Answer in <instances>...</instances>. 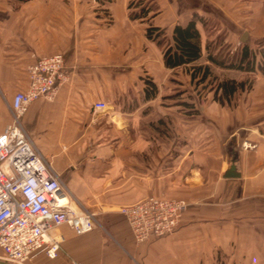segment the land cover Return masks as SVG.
I'll list each match as a JSON object with an SVG mask.
<instances>
[{"label": "crops", "instance_id": "crops-1", "mask_svg": "<svg viewBox=\"0 0 264 264\" xmlns=\"http://www.w3.org/2000/svg\"><path fill=\"white\" fill-rule=\"evenodd\" d=\"M194 16L235 35L258 62L264 0H0V132L27 67L61 54L65 83L51 101L31 103L21 123L100 225L84 235L59 227L57 257L25 264H264V77L230 106L211 92L200 101L187 92L192 99L172 107H160L158 93L143 96V79L166 88L171 72L185 71L164 67L148 24L171 35ZM231 146L238 178L225 177ZM147 196L188 206L173 235L137 244L119 209Z\"/></svg>", "mask_w": 264, "mask_h": 264}, {"label": "built area", "instance_id": "built-area-1", "mask_svg": "<svg viewBox=\"0 0 264 264\" xmlns=\"http://www.w3.org/2000/svg\"><path fill=\"white\" fill-rule=\"evenodd\" d=\"M26 74L27 87L11 98V120L0 132V259L12 264H25L39 253L56 258L62 238L53 233L61 226L76 235L100 226L38 152L21 123L31 103L51 101L65 83L63 56L41 57ZM93 107L102 111L106 105ZM187 206L183 199L147 196L119 213L134 242L144 244L173 235Z\"/></svg>", "mask_w": 264, "mask_h": 264}, {"label": "trees", "instance_id": "trees-1", "mask_svg": "<svg viewBox=\"0 0 264 264\" xmlns=\"http://www.w3.org/2000/svg\"><path fill=\"white\" fill-rule=\"evenodd\" d=\"M144 9H141L143 12ZM131 19H137V14L131 15ZM204 19L194 16L184 26L175 25L171 31V40L162 45L165 38V30L148 24L145 36L148 40L161 48L162 62L167 69L189 68V76L193 84L205 86L209 82L212 93V101L220 105H232L234 97L241 92H249L252 82L249 80H235L230 78L219 79L210 70L209 65H195L202 56L201 34L197 23L204 26ZM259 62L256 63L255 55L249 47L241 46L234 61L219 60L212 54L206 55V61L216 68L234 70L242 73H259L264 77V51H260ZM143 96L145 100H152L158 91L151 78L143 79Z\"/></svg>", "mask_w": 264, "mask_h": 264}, {"label": "rangeland", "instance_id": "rangeland-1", "mask_svg": "<svg viewBox=\"0 0 264 264\" xmlns=\"http://www.w3.org/2000/svg\"><path fill=\"white\" fill-rule=\"evenodd\" d=\"M217 25L218 24L216 22H212V21L204 22V27L202 30V34H203L202 36L204 37L203 40L204 44L202 43V45L203 48L204 46L205 48L202 51L201 58L195 63V65H209L213 75H215L219 79L230 78L235 80H249L253 84L256 74L260 75L259 73L244 74L238 71H223V70L221 71L206 61V55L208 53L212 54L214 57H216L219 60L234 61L240 51V46H238L237 39L236 37H234L235 35L225 32L222 33L218 32ZM170 40H171L170 35L168 34V32H165V38L162 41L163 42L162 45L163 46L166 45L168 42H170ZM157 48L161 52V48L159 47ZM260 51H264V50L260 49L257 51V57L259 60H261ZM188 72H189L188 67L185 68V71L183 69L182 70L178 69L177 73L171 72V75L174 78H170L166 88H164L163 86L159 87V85L155 83V85L158 88L159 98L157 101L160 107H172L175 105H182V102L186 101L187 98L188 100L192 99L191 96L187 94V92H189V94L193 93L194 96L197 97V99L200 101L201 96L210 91L211 85L209 84V82H206L205 86L202 85L197 86V84H193L191 80H189L188 82L186 80V76H188ZM234 103L235 102L233 101V105ZM178 199H182V198H178Z\"/></svg>", "mask_w": 264, "mask_h": 264}, {"label": "water", "instance_id": "water-1", "mask_svg": "<svg viewBox=\"0 0 264 264\" xmlns=\"http://www.w3.org/2000/svg\"><path fill=\"white\" fill-rule=\"evenodd\" d=\"M241 41L242 42L247 41V35L246 34H244ZM228 155H229L228 169H227L225 177H227V178H238L240 176L236 170V163H237L238 155H237L233 146L228 148ZM0 264H12V263H9L7 261L0 259Z\"/></svg>", "mask_w": 264, "mask_h": 264}]
</instances>
